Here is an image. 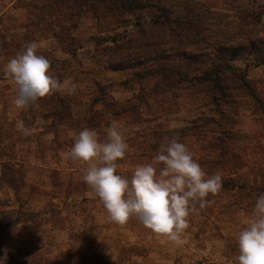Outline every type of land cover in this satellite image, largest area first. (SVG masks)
<instances>
[{
    "label": "rangeland",
    "instance_id": "obj_1",
    "mask_svg": "<svg viewBox=\"0 0 264 264\" xmlns=\"http://www.w3.org/2000/svg\"><path fill=\"white\" fill-rule=\"evenodd\" d=\"M263 40L264 0H0V78L12 80L7 63L35 43L63 85L18 113L8 106L31 134L17 123L0 124V153L27 147L33 134L41 148H71L86 128L103 141L116 125L129 145L117 174L130 180L138 165L152 162L176 138L206 173H222V187L188 217L186 243L173 245L172 253L158 249L152 258L157 264L171 256L180 264H237L238 234L264 194ZM228 63L245 70L260 101L236 89L223 100L224 89L205 79ZM26 174L31 171L4 169L0 183L17 185L15 194L25 197ZM83 174H62L68 192L84 182ZM51 176L59 180L56 170ZM23 214L31 215L20 204L0 205V233L5 218ZM155 239L159 243V235ZM19 243L21 255L34 248L31 242L26 249L24 239ZM77 258L78 264H107L97 252Z\"/></svg>",
    "mask_w": 264,
    "mask_h": 264
},
{
    "label": "clouds",
    "instance_id": "obj_2",
    "mask_svg": "<svg viewBox=\"0 0 264 264\" xmlns=\"http://www.w3.org/2000/svg\"><path fill=\"white\" fill-rule=\"evenodd\" d=\"M36 47L30 44L5 68L17 86L14 105L20 109L63 90L61 82L51 74V62L37 55ZM75 90L73 85L71 91ZM17 128L24 135L31 134L23 122H18ZM128 148L116 125L106 130L103 141L94 129L86 128L75 136L67 157L87 164L83 180L102 201L111 222L123 225L136 217L153 233L176 244L186 243L188 217L204 209L210 203L206 199L209 194L221 189L222 173H206L190 148L172 138L161 146L152 162L138 165L129 180L117 174V161L126 156ZM252 215L254 218L237 237V264H264V194L257 197ZM0 264H5V259L0 258Z\"/></svg>",
    "mask_w": 264,
    "mask_h": 264
},
{
    "label": "crops",
    "instance_id": "obj_3",
    "mask_svg": "<svg viewBox=\"0 0 264 264\" xmlns=\"http://www.w3.org/2000/svg\"><path fill=\"white\" fill-rule=\"evenodd\" d=\"M17 95L13 80L0 78V124L21 122V119H12L13 113L8 109L11 106L20 112L14 105ZM42 135L51 136L49 141L53 138L47 132ZM37 136L32 135L27 147L5 149L2 146L0 153V176L8 168L31 171V175L26 174L22 179V187L27 189L25 197L15 194L17 185L4 180L0 183V205L20 204L21 210L31 214L5 218L7 224L0 233V258L5 259V264H78V255L93 252L100 253L107 264H157L152 257L158 249L160 255L172 251L175 242L151 230L150 236L144 234L147 228L136 217L123 225L111 222L102 201L85 182H76L77 189L68 192L69 185L63 181L62 174L77 176L78 172L85 171L87 164L70 160L67 153L71 148L64 144L55 149L46 145L41 148ZM55 170L59 176L56 182L51 176ZM158 235L159 243L155 239ZM19 239H24L26 249L33 242L34 248L28 255L18 253L22 251L18 247ZM167 259H159V264H180L174 256ZM192 263L189 260L187 264Z\"/></svg>",
    "mask_w": 264,
    "mask_h": 264
},
{
    "label": "trees",
    "instance_id": "obj_4",
    "mask_svg": "<svg viewBox=\"0 0 264 264\" xmlns=\"http://www.w3.org/2000/svg\"><path fill=\"white\" fill-rule=\"evenodd\" d=\"M258 22L260 23V20H258ZM260 40L261 39L257 41L260 43ZM262 51L264 53V47L262 48ZM258 61L264 63V55L259 57ZM222 74H229L231 77L222 78ZM213 77L215 78L214 80L212 79ZM205 79H209L213 83V86L224 89V91L222 90L223 92L221 93L223 100L228 99L231 90L236 89L241 90L243 93H250V95L252 94V96L255 97V100L260 101L255 87L252 84V81L247 77L245 70L232 67L231 65H229V63L224 65H217V67L212 68V70L206 75Z\"/></svg>",
    "mask_w": 264,
    "mask_h": 264
}]
</instances>
